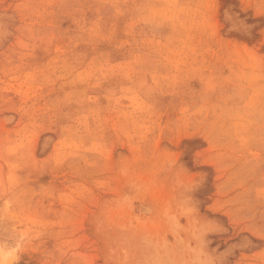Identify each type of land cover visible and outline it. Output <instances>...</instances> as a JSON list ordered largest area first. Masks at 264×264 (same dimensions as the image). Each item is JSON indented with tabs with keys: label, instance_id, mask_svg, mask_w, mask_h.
Segmentation results:
<instances>
[{
	"label": "rangeland",
	"instance_id": "1",
	"mask_svg": "<svg viewBox=\"0 0 264 264\" xmlns=\"http://www.w3.org/2000/svg\"><path fill=\"white\" fill-rule=\"evenodd\" d=\"M0 264H264V0H0Z\"/></svg>",
	"mask_w": 264,
	"mask_h": 264
}]
</instances>
